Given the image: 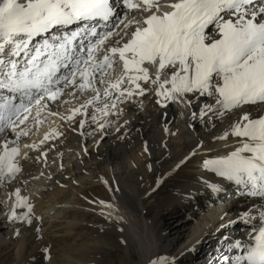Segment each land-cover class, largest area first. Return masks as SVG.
<instances>
[{
    "label": "snow or ice",
    "instance_id": "1",
    "mask_svg": "<svg viewBox=\"0 0 264 264\" xmlns=\"http://www.w3.org/2000/svg\"><path fill=\"white\" fill-rule=\"evenodd\" d=\"M65 89L68 96L78 90L91 98L60 115L49 105L61 101ZM149 92L161 109L187 107L201 124L216 127L229 115V127L213 139L235 138V147L203 160L222 178L207 187L217 193L227 181L264 200V114L246 107L264 111V0H0V181L21 171L20 139L29 136L30 123L80 115L81 129L88 122L103 132L108 117L122 114L121 105L138 104ZM14 195L8 219L31 226L32 206L19 189ZM99 208L106 220L120 218L114 203L102 200ZM237 221L249 225L246 239L233 242L226 234L240 254H222L221 264H264V204L244 209Z\"/></svg>",
    "mask_w": 264,
    "mask_h": 264
},
{
    "label": "bare ground",
    "instance_id": "2",
    "mask_svg": "<svg viewBox=\"0 0 264 264\" xmlns=\"http://www.w3.org/2000/svg\"><path fill=\"white\" fill-rule=\"evenodd\" d=\"M68 91L65 89L61 97L66 103L50 102L52 111L67 116L91 98L90 93L78 90L68 96ZM137 99L138 104L121 105L124 110L118 118L108 117L110 126L103 132L88 122L81 129L80 115L70 122L56 116L38 126L30 123L31 117L26 122L32 130L20 139L21 171L10 182L0 181V250L10 251L7 253L15 264H98L94 251L106 245L99 236L113 227L120 232L127 259L133 260L130 245L136 246V264H149L150 259L183 264L182 257L189 258L185 264H221L222 254L233 258L240 254L233 244L226 243V234L229 241L246 239L249 225L238 222L237 215L259 207L264 200L249 197L227 181L221 191L213 193L207 185L222 178L203 166L205 158L234 149L235 138L213 139L229 127V115L213 127L193 120L187 107L169 104L168 109H161L154 103L152 92ZM246 107L264 114L258 105ZM164 112L166 117L161 115ZM52 132L59 135L41 143ZM4 135L14 139L8 132ZM201 142L198 154L190 155ZM24 144L38 147L25 148ZM168 183L173 189L161 197V189ZM17 189L32 206L31 226L8 219ZM102 200L118 207V220L109 221L100 215ZM26 211L16 209L18 214ZM191 220L199 226L192 229V238L178 252L176 245L191 229ZM164 221L173 225L176 243L169 239ZM235 222L238 225L231 235L228 228ZM196 248L212 253H206L202 261H190Z\"/></svg>",
    "mask_w": 264,
    "mask_h": 264
},
{
    "label": "rangeland",
    "instance_id": "3",
    "mask_svg": "<svg viewBox=\"0 0 264 264\" xmlns=\"http://www.w3.org/2000/svg\"><path fill=\"white\" fill-rule=\"evenodd\" d=\"M59 110H60V108H58V111ZM164 187L161 189V194H162L161 197L164 194H165L164 196H167L168 193H169V190L171 191L173 189L172 183H168V185H165ZM182 222H186V220L182 219ZM190 222L192 224L191 229L188 232L187 231L184 232V234H183L184 237H182L181 240L176 245V248H177L178 252L192 238L191 237L192 229L197 230V226H199L193 220H191ZM242 223L243 222H241V224ZM164 225H165L164 228L169 233V236H168L169 239L173 240V242L176 243L177 235L175 234L176 231L173 230V228H174L173 225L169 224V221H164ZM237 225H238V222H235L232 227L228 228V231L231 233V235H233L234 232L232 233V231H234V227H236ZM116 229H118V228H116V227L109 228V230H107L105 234H102V235L99 236V238H102V240L106 242V245H103V246L100 247L101 249H98V250L94 251L95 255L98 258V264H127V262H129V264H136L138 262V260H139V258L137 256L136 246L133 245V244L130 245V251L132 252L134 257H133V260L132 259H127L124 243L121 240L122 238H120L121 237L120 236V232H119V230H116ZM179 245H180V247H179ZM197 250H198L197 248H196V250H194V252H196V254L193 257H190L191 258L190 261H197L199 258H201L204 255H206V253L207 254L212 253V252H210V249H208V250L203 249V250H198V251ZM211 250H213V249H211ZM214 250H215V248H214ZM7 252H10V251L0 250V264H15V262H14V260L12 258L13 256L10 257L9 256L10 254L7 253ZM46 253H48V251ZM6 256H7V258H6ZM188 259L189 258L182 257L181 261L183 262V264H185ZM200 261H202V258H201ZM177 264H180V261Z\"/></svg>",
    "mask_w": 264,
    "mask_h": 264
}]
</instances>
